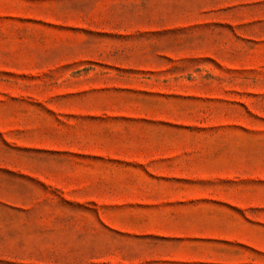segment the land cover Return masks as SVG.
I'll list each match as a JSON object with an SVG mask.
<instances>
[{
    "label": "rangeland",
    "instance_id": "1",
    "mask_svg": "<svg viewBox=\"0 0 264 264\" xmlns=\"http://www.w3.org/2000/svg\"><path fill=\"white\" fill-rule=\"evenodd\" d=\"M0 264H264V0H0Z\"/></svg>",
    "mask_w": 264,
    "mask_h": 264
}]
</instances>
